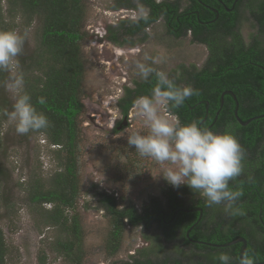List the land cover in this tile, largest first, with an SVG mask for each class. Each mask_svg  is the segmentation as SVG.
<instances>
[{
	"label": "trees",
	"instance_id": "trees-1",
	"mask_svg": "<svg viewBox=\"0 0 264 264\" xmlns=\"http://www.w3.org/2000/svg\"><path fill=\"white\" fill-rule=\"evenodd\" d=\"M201 1L210 5L215 0H192V5L187 6L183 12L180 11L181 3L179 1L117 0L115 8L139 9L147 7L150 12H147V15H142L138 20L123 19L117 27H111L109 39L115 44L129 43L131 46H135L133 44L137 42L134 38L142 36L140 42L145 40L148 37V28L161 16L167 18L168 33L171 32L177 38L186 33L187 28L190 27L194 28L195 35H197L204 28L202 21L205 22L216 17L212 8L201 6ZM6 3L5 9L0 1V29L17 30L19 27L16 22L18 16L23 19L21 24L26 29L37 19L41 23L38 30L37 47L29 56L22 59L21 71L24 73L25 80L23 90L30 94L33 105L38 111L44 113L50 122L47 129L31 134L46 135L51 145L58 148L56 154L60 162L59 172L54 174L50 181L37 180L32 184V200L41 205H52L49 209L45 208L48 223L52 227H59L62 232L67 234L66 239L57 241L56 248L61 250L70 264H84L86 258L85 234L77 209L81 196L80 169L82 167L80 117L86 108L83 95L87 74L84 50L88 37L86 31L87 0H6ZM245 4V8L252 11L254 26L258 27L264 35V0H246ZM198 8L202 9V13L196 19V13L193 12ZM5 11H7V17H5ZM222 11L223 22L221 21L218 26L217 24L212 25L213 27L217 26L216 31L220 33L214 35L221 34L219 38H215L214 41L210 38L203 39L211 44L209 45L211 49L209 63L200 71L191 72L187 82V85L198 90L197 94L188 98L181 107L171 110L179 114L182 123L200 121L206 114L208 102L212 111L210 116L212 120L216 119V114L220 110L217 126L220 128L227 126V130L235 134L245 151H248L247 154L254 164H256V159L260 161L259 174L251 176L252 180L247 181L250 189L246 190L245 194L247 196L257 194L258 198L261 196L264 198L262 190L264 184V118H257L246 126L242 125L235 115L238 104L234 95L228 93L225 95L224 103L222 101L225 91H233L240 105L239 117L244 122L264 114V43L260 39L261 36H257L258 40L255 41L254 37V44L247 46L244 41L242 42L235 23L239 13H233V16L229 17L230 13L226 12L225 8ZM7 19L10 20L7 21ZM230 36L235 37L233 42L228 40ZM174 80L183 85L181 80ZM155 83V78L152 77L147 82L136 81L134 88H126L124 97L119 102V107L125 115L129 113L133 107V101L137 97L151 94ZM6 84V72H0V88L3 92L0 96V111L4 109L11 111L12 109L10 106L12 102L7 96ZM40 97H44L46 103H38ZM201 100H205V102H201ZM198 108H201L202 112L201 110L197 112ZM0 119L2 122L7 118L0 115ZM225 129L224 131H226ZM220 130L218 129V131ZM2 170L0 167V181ZM134 170L139 176L143 172L144 166L140 165L139 171L137 168ZM239 182L243 186V182ZM244 184L246 185L245 181ZM179 188L165 187L164 201L159 199L160 197H151L149 203L143 206L142 211H139L136 204L120 208L114 195L105 192L99 193V208L106 212L111 223L107 245L109 255L119 252L128 227L130 229L141 228L145 240H152L155 246L159 245L161 251L158 252L160 254L165 251L160 240L166 243L184 240V237L189 234L191 226L184 221V216L187 214L178 211L180 210L178 208L182 206L178 199ZM258 201V204L253 201L252 216H257L264 209V202L260 198ZM87 205L86 207H88ZM70 210L75 212L73 216L67 215V211ZM154 225L157 227L158 234L152 237L148 230L152 229ZM260 227L261 238L257 234L256 225L252 222L244 230L247 235L242 233L249 239L246 252L252 255L255 261H264V223H261ZM217 228L215 233L221 232L219 228L223 227L219 225ZM234 230L236 233L232 232L231 235L227 233L230 236L225 235L224 238L214 243L226 244L234 240L238 228H234ZM196 233L199 238L202 237L199 236L201 233L197 232L195 228L192 230L191 236H197ZM220 235L224 234L220 233ZM186 244H190L189 239L179 242L178 250L184 249ZM235 247L233 251L229 250L231 247L219 249L202 246L201 250L212 253L203 257L206 260L201 258L193 262L197 256L195 253L192 256V263L183 262L180 258L171 260L164 257L163 260L154 261L152 258L141 259L139 257L134 262L129 260L124 261L123 264H219L215 258L216 255L220 252L229 253L230 251H232V254H229L233 258V264H237L243 245ZM147 250L148 248L141 252L145 253L146 257H150ZM7 254L6 237L3 229L0 228V264H9Z\"/></svg>",
	"mask_w": 264,
	"mask_h": 264
},
{
	"label": "rangeland",
	"instance_id": "rangeland-1",
	"mask_svg": "<svg viewBox=\"0 0 264 264\" xmlns=\"http://www.w3.org/2000/svg\"><path fill=\"white\" fill-rule=\"evenodd\" d=\"M0 1L6 9V0ZM116 1L87 0L86 3L88 37L84 50L87 74L83 95L86 108L80 117L82 167L81 196L77 209L85 234L84 264H123L129 260L134 262L136 254L139 251L142 254L141 251L147 248L151 256L139 254L143 259L152 258L156 261L163 260L164 257L171 260L180 258L188 263L197 253L193 261L200 260L203 256L199 258L198 252L178 250L179 242L166 243L160 240L165 250L160 254V247L155 246L152 240H145L141 228L130 227L125 231L119 252L109 255L107 245L111 223L106 212L99 208L98 194L105 192L114 195L120 208L136 204L139 211H142L151 197H160L159 199L163 200L165 187L169 186V183L159 176L162 172L161 166L148 157L139 156L134 148L127 145V135L131 131H140L142 134L147 131L143 121L136 117L133 107L129 111L130 126L121 124L124 118L119 102L124 97L126 88H134L136 81H142L134 73L136 61L142 60L145 52L153 56L159 55L164 58V63L155 67L167 72L170 78L179 79L183 85H187L190 73L204 68L210 56L206 46L194 43L190 36L180 39L170 36L163 22L155 24L142 42V36L135 37V46L129 43H113L109 39L111 27H117L123 19H135L148 12L146 8H115ZM185 3L186 6L188 2ZM243 9L246 11L243 14L241 35L245 44L250 46L254 37L260 33L254 26L252 11L245 7ZM4 14L7 17V11ZM22 21L21 16H18L17 30L21 32L26 29L23 28ZM40 25L37 19L27 28L29 38L18 57L20 71L23 67V57L29 56L37 47ZM6 77L8 82L7 72ZM1 89L0 96L3 93ZM7 92L12 106L14 94L8 88ZM1 119L0 167L3 173L0 181V228L6 237L8 262L70 264L61 250L56 248L57 241L66 239L67 234L48 223L45 208L49 209L52 205H41L32 200V184L37 180L50 181V178L59 172L60 162L56 154L58 148L51 145L46 135H20L13 123L7 119L1 122ZM245 153L246 161L250 157L246 151ZM140 165L144 166V170L137 176L134 169L139 171ZM74 214L73 210L67 211L69 216ZM156 229L157 227L153 226L148 233L153 237L158 234ZM218 237L221 239L224 236ZM153 248L154 255L151 254Z\"/></svg>",
	"mask_w": 264,
	"mask_h": 264
},
{
	"label": "clouds",
	"instance_id": "clouds-1",
	"mask_svg": "<svg viewBox=\"0 0 264 264\" xmlns=\"http://www.w3.org/2000/svg\"><path fill=\"white\" fill-rule=\"evenodd\" d=\"M29 30L0 29V72L9 73L6 87L14 94L11 111L4 109L0 115L15 125L20 135L37 133L50 126L48 117L37 110L30 94L24 91V74L20 71L18 57L23 51ZM164 58L147 52L135 63L134 73L144 82L155 78L150 95L133 101V111L143 121L146 134L131 131L127 145L141 157H148L162 168V176L170 185L179 188L187 185L210 208L221 207L225 215L236 217L245 213L238 201L241 188L231 187L245 171V149L230 131L216 132L198 122L182 123L171 109L181 107L197 94L191 85H180L169 74L155 65ZM38 103L46 100L40 97ZM249 181L252 177H248ZM219 264H233L232 256L220 252L215 257ZM237 264H255V258L244 253Z\"/></svg>",
	"mask_w": 264,
	"mask_h": 264
},
{
	"label": "flooded vegetation",
	"instance_id": "flooded-vegetation-1",
	"mask_svg": "<svg viewBox=\"0 0 264 264\" xmlns=\"http://www.w3.org/2000/svg\"><path fill=\"white\" fill-rule=\"evenodd\" d=\"M156 1H158V2H164V1L177 2V1H179L181 3V10H180L181 12H183L187 8V6L192 5V0H156ZM185 1L188 2L186 6H185V4H186ZM228 1H231L232 3L230 4ZM201 2H202L201 6H203L204 8H206V7L212 8V11H214V13L216 14V17L214 19H212V20H208V21H205V22L202 21V24H203L204 28L199 34L195 35L194 28L190 27V28H187V32L186 33H183L179 38H177L171 32L168 33L167 18L165 16H161L154 24H152L148 28V30H150L155 24H157L159 22H163V24L166 25L167 33L170 36L174 37L175 39H180V38H184V37L190 36L191 40L194 43L200 44V45H205L206 48L208 49L209 53H210V56H211V49H210V46H209L211 44L209 42H205L203 39L204 38H210L212 41H214L215 38H219V36L221 34H216V35H214V34L215 33H220L219 31H216V27L221 23V21L223 19L222 16H224V14H223L222 10L225 8L226 12L230 13L229 17L233 16L232 15L233 13H236V14L239 13L238 20L235 23L237 24L238 34L240 35V38H241L242 42L244 41L243 38H242V35H241V28H242V24H243V20H244L243 14L246 11V10L243 9V7L246 6V4H245L246 0H215L210 5L208 3H204V1H201ZM146 9L148 10V13H149L150 9L147 8V7H146ZM193 13H196V19H197L198 16H201L202 9L198 8ZM144 15H147V14H143V16ZM141 16L142 15H140L137 18H135V20H138ZM193 18L195 20V17H193ZM215 24H217V26L213 27L212 25H215ZM256 28L259 30V33H260L259 36H261L260 39L264 43V35L261 33V31H260V29L258 27H256ZM255 38H256L255 41H257L258 40L257 36ZM228 40L230 42H233L235 40V37H233V36L231 37L230 36L228 38ZM251 44H254V40L251 41ZM210 56H209V59H210ZM209 59H208L206 65H208ZM200 70L196 69V71H200ZM227 91H231V90H227ZM227 91H225V92H227ZM229 94H231V93H229ZM201 102H205V100H201ZM198 110H201V112H202L201 108H198L197 112H198ZM121 112H122V115H123V118H124L121 124L124 125L125 118H128L129 122H128V124H126V126L127 127L130 126V122H131L130 117L131 116H129V113L127 115H125L123 110H121ZM205 112H206V114L203 116V118H201L200 121L195 120V122H198L203 127L212 129L213 131H216V132H224L225 128H226L225 130L228 131L227 130L228 129L227 126L226 127H222V128L217 126V120H218L219 115L221 113L220 110L216 114L217 115L216 119L212 120L210 118L212 111L210 109L209 102H208V107H206ZM171 114L175 115L176 118L180 120L179 114L177 112H174V111L171 110ZM218 129H221V130L218 131ZM245 163L246 164H245L244 174L241 177H239L241 179H237L236 181L232 182L231 185H230L233 188H237V187L241 188V190L243 192V195L240 197V200L238 201V203H239L240 207L243 209L245 214L243 216H236V217L227 216V215H225L223 213L221 207L220 208L218 206L217 207H212V208L208 207L206 205L205 201L202 198L196 196L193 193V191L187 185H181L180 189H179L180 191H179L178 199L182 203L181 204L182 206H180L178 208V209H180L178 211L183 212V214H187V215L184 216V218H185L184 221L186 223L188 222V225L191 226V229H190V231H188L189 234L187 233L188 235H186L184 237V240L180 239L182 241L176 240V241H173L171 243L185 242L187 239H189V243L190 244H186L184 246V250H192L194 252H199L200 255L198 254V256H199V258H201L202 256L204 257V256H207L208 254L212 253V252H209L207 250H201L202 246L214 247V246H211L209 244H217V243H214V242L215 241H219V240L222 239V238L220 239L218 237V236H220V233H223L224 234L223 236H225V234H227V233H230V235H231L232 232L236 233L234 228H238L237 235L234 236V240H232L230 242H233V241L238 240V239L245 238L247 240V244H248L247 248H248L249 239L246 238L245 235H242V233L243 232L245 233L244 230L247 229V227L251 225V222L256 225L257 231H258L257 234L261 238V229H260L261 227H260V224L264 223L263 222V220H264L263 219L264 209H262L260 211V213L257 214V216H252V209L251 208L254 205L253 201L255 202V204H258L259 203L258 199L260 198L264 202V198L262 196L258 198L257 196H259V195H257V194L250 195V196H247V194H245L246 193L245 191L250 189L249 185L247 183V181H249L248 177L249 176H256V175L259 174L258 173V167H259L260 161H259V159H256V164H254V161L251 158H247ZM239 181L243 182V186L240 184ZM244 181L246 182V185L244 184ZM168 185L169 186H166V187L175 188V187H173L170 184H168ZM262 188H263L262 190L264 191V184H263ZM251 197H253L252 198L253 201L251 200ZM163 201H164V198H163ZM256 217H258V218H256ZM219 225L222 226L223 228H219V230L221 232L215 233V231L218 230L217 227ZM154 226H156V225H154ZM194 228L197 229V232L201 233V234H199V236H202L201 238L198 237L197 233H196L197 236H191V232H192V230ZM245 234L247 235V233H245ZM220 244H222V243H220ZM240 244H242L243 247H244V243L243 242H239L237 244H233V245H230V246H227V247H231L229 250H233L234 251L235 248H236L235 246L238 247V245H240ZM157 247H159V246H157ZM217 248L223 249L225 247H217ZM229 253L232 254V251H230ZM139 254L141 255L140 251L136 254V258L140 257ZM151 254L154 255V248H153ZM203 257H202V260H206ZM131 258L132 259L134 258L133 255L131 256ZM141 259H143V258L141 257ZM189 263H192V261H190ZM255 264H264V261H255Z\"/></svg>",
	"mask_w": 264,
	"mask_h": 264
},
{
	"label": "water",
	"instance_id": "water-1",
	"mask_svg": "<svg viewBox=\"0 0 264 264\" xmlns=\"http://www.w3.org/2000/svg\"><path fill=\"white\" fill-rule=\"evenodd\" d=\"M227 93H231V94H233L234 97H235L236 100H237V104H238V106H237V109H236L235 115H236L237 119L240 121V123H241L242 125H245V126H246V125L250 124L253 120H255V119H257V118H264V114H263V115H260V116L253 117V118L249 119L247 122H244L243 120H241V118L239 117V108H240L239 101H238L236 95H235L232 91H227V92L223 93V98H222L223 103H224V101H225V95H226ZM128 122H129V121H128V118H125L124 124L126 125V124H128ZM239 242H243V243H244V247H243V250H242L241 255H240V256H242V255L246 252L247 245H248V244H247V240H246L245 238H243V239H238V240H235V241H233V242L226 243V244H209V245L214 246V247H227V246H230V245H233V244H237V243H239Z\"/></svg>",
	"mask_w": 264,
	"mask_h": 264
}]
</instances>
